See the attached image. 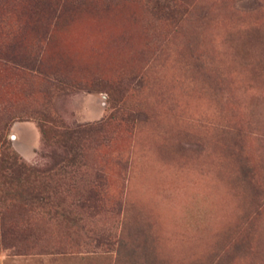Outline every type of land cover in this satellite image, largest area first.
<instances>
[{
  "label": "rangeland",
  "instance_id": "374dc122",
  "mask_svg": "<svg viewBox=\"0 0 264 264\" xmlns=\"http://www.w3.org/2000/svg\"><path fill=\"white\" fill-rule=\"evenodd\" d=\"M0 264H264V0H0Z\"/></svg>",
  "mask_w": 264,
  "mask_h": 264
}]
</instances>
